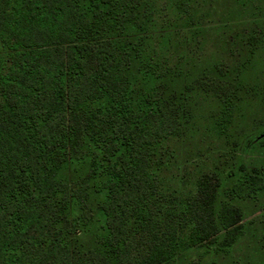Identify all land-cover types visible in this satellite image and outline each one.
<instances>
[{
  "label": "trees",
  "instance_id": "trees-1",
  "mask_svg": "<svg viewBox=\"0 0 264 264\" xmlns=\"http://www.w3.org/2000/svg\"><path fill=\"white\" fill-rule=\"evenodd\" d=\"M244 18L222 65L208 26ZM263 71L264 0H0V264H264L263 177L179 196L152 170L196 120L225 135Z\"/></svg>",
  "mask_w": 264,
  "mask_h": 264
},
{
  "label": "rangeland",
  "instance_id": "rangeland-1",
  "mask_svg": "<svg viewBox=\"0 0 264 264\" xmlns=\"http://www.w3.org/2000/svg\"><path fill=\"white\" fill-rule=\"evenodd\" d=\"M257 21H260L259 18H244L237 28L210 24L208 42L206 35L204 47L212 49L209 52L215 53L220 63L229 67L243 59L244 39L248 31L263 30L262 26L256 25ZM236 34H240L242 40L237 39ZM260 80L263 83L264 71ZM245 101L249 103L241 105L225 135H216L209 122L196 120L179 137L163 143L152 170L167 194L173 192L181 196L193 193L200 181H212L225 186L249 174L264 178V145L255 142L264 131V97H248ZM259 199L260 203H264V191ZM258 205L255 203L249 207L246 204L244 213L247 217L243 220H250L248 226L257 231L264 229V208ZM235 252L238 255L245 254L243 258L248 261L253 256L252 245L248 242L239 243ZM217 264H222V260H218ZM254 264L259 263L256 261Z\"/></svg>",
  "mask_w": 264,
  "mask_h": 264
},
{
  "label": "water",
  "instance_id": "water-1",
  "mask_svg": "<svg viewBox=\"0 0 264 264\" xmlns=\"http://www.w3.org/2000/svg\"><path fill=\"white\" fill-rule=\"evenodd\" d=\"M264 135V131L261 133V134H259V136L258 137H261V136H263Z\"/></svg>",
  "mask_w": 264,
  "mask_h": 264
}]
</instances>
